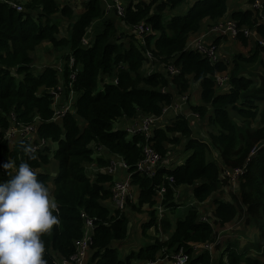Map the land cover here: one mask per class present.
Listing matches in <instances>:
<instances>
[{
    "label": "trees",
    "instance_id": "16d2710c",
    "mask_svg": "<svg viewBox=\"0 0 264 264\" xmlns=\"http://www.w3.org/2000/svg\"><path fill=\"white\" fill-rule=\"evenodd\" d=\"M3 1L0 2V183L16 174L21 162H28L46 187L53 183L52 195L58 203L61 223L42 237L48 264H54L55 256L68 258L74 253L75 242L83 236L82 216L92 220L93 226L90 256L85 264L152 261L178 250L188 255L189 264H212L214 254L217 260L213 264H264V74L257 76L259 84L254 86L252 77L256 76L245 73L255 61L264 70V47L255 44L248 57L237 54L230 69L223 62L209 63L186 45L204 19L216 24L229 17L238 27L256 31L263 39L264 24H258L248 9L228 12L229 0H195L180 15L173 11L185 0H120L124 5L122 18L114 12L105 15L101 0H82L75 7L60 6L55 0H10L20 4L22 12L9 6L8 0ZM254 1L245 3L248 6ZM63 20L71 21L68 39L59 37ZM140 23L149 26L153 35L143 38L131 32ZM123 26L127 31L119 35V27ZM84 37L89 40L87 46H83ZM225 39L218 37L212 44L218 46V41ZM236 41L247 44L242 37ZM42 43L55 49L67 48L63 61L67 63L69 57L74 60L71 69L65 65L61 77L65 95L73 92L75 117L67 112L52 121L50 91L57 87L60 78L50 66L38 74L33 72L32 56ZM147 53L152 60H148ZM148 62L163 64L164 69L173 65L178 73L170 75L162 67L161 72L144 73ZM71 72L74 79L69 88ZM225 72L230 89L218 91L214 76ZM192 83L198 84L200 103L190 104L188 109L199 121L205 120L210 129L203 140L193 137L185 116L167 119L162 114L180 96L189 97ZM232 113L241 122L232 119ZM139 116L163 117L153 126L147 143L142 136H131L115 128L120 120L131 121ZM76 117L84 122V127ZM12 124H33L35 143L41 139L48 141V146L36 151L38 159L28 160L23 153L20 142L29 144L26 140L11 142L6 138ZM145 144L162 157L170 148L181 147V153L190 154L183 164L174 168L161 166L149 178L135 168ZM253 148L257 150L245 164ZM213 151L227 168L245 165L238 184L239 195L229 192L231 201L220 197L226 185L220 180L221 168L209 158ZM111 157L125 163L131 174L136 204L128 208L141 213L146 206L148 214V219L139 225L148 242L135 252L128 251L124 257L121 249L129 236V219L117 211L111 214L107 208L113 179L104 169ZM8 161L14 167L4 170L2 165ZM53 161L57 163L56 175L49 168ZM87 166L94 168L87 170ZM168 177L173 179L171 186ZM162 184L166 186L162 205L170 213L179 206L173 199L174 189L180 186L190 188L196 204L210 200L212 207L209 217L205 215L207 220L201 221L196 204L191 202L164 242L147 235L150 229L155 233L170 229L166 218L158 221L156 188ZM235 219L244 220V229L256 231V235H245L246 244L241 242L243 235H238L219 240L212 253L193 250L197 244L215 243L219 232Z\"/></svg>",
    "mask_w": 264,
    "mask_h": 264
},
{
    "label": "built area",
    "instance_id": "2783aa9c",
    "mask_svg": "<svg viewBox=\"0 0 264 264\" xmlns=\"http://www.w3.org/2000/svg\"><path fill=\"white\" fill-rule=\"evenodd\" d=\"M113 4L107 6V10L114 9L118 17H123L124 15V7L121 4L120 0H112ZM0 2H4L3 0ZM9 6H11L13 9L16 10V12H22L23 8L20 4L11 2L10 0L6 1ZM264 8V0H255L253 3L249 4L247 9L250 11H257L259 16L262 17V12ZM259 24H264L262 23ZM131 32H133L138 37H145L148 35H153L152 30L149 26H146L144 23H140L136 26H133L131 28ZM252 32L255 34L256 31L250 30L247 27H238L236 23L228 18L222 19L220 22H217L214 26H212L206 34H202L198 37L193 38L189 44H187V49L194 50L198 54H200L203 58L207 59L209 63L215 64L219 62H223L227 67L229 65V60L222 56L221 51L219 50V45L215 46L212 43L208 42L207 36L210 37H225L228 40L234 42L237 40L238 37H242L244 39H249L252 36ZM255 44L258 46L264 47V39L261 38L258 34L255 38ZM83 46H87L88 40L83 39L82 40ZM148 60H152L149 53L146 54ZM74 60L72 57L68 58L67 63L64 61L59 63L58 65H55L52 69L57 73V76H61L65 65L68 66L69 69L73 67ZM167 73L170 75H176L178 73V70L173 66H165L164 69ZM74 79V73L71 72L69 75L70 82L68 83V87H71V81ZM214 83L215 87L218 91L227 92L230 87L228 85V74L220 73L216 74L214 76ZM65 85L62 83H58L57 87L55 89H52L50 91L51 96V108L53 110V118L52 121H56L60 119L63 115H65L67 112H72V105L71 101L73 99V92L68 91V94L65 95ZM181 101L178 103L172 104L177 108L178 110H181V105L184 104L187 100L186 96H180ZM171 105V106H172ZM164 112V110H163ZM162 112V114H163ZM194 118L198 120V116L191 114ZM186 119H189V116L186 117ZM162 117H151V116H140L136 119L131 120L132 123L131 127H128V129H125V131L128 135L131 136H142L144 138L145 143L148 142L151 134L152 129L155 124H158L161 121ZM130 123V124H131ZM35 126L32 125H18V124H12L10 128L6 132V138L8 140H12L11 142H14V140H26L29 144H31L33 147L36 148V151L42 147L48 146V141L41 139L37 140L38 143H35V135H34ZM257 148H253L250 152L249 157L247 158L246 163L249 162L251 156H253L256 152ZM170 153L168 152L165 157H162L159 153H157L154 149H152L148 144H145L142 147V157L141 159L136 163L135 168L136 172L145 175L149 178H153L156 174V171L161 166L168 167L171 164V159L169 158ZM215 156H217L216 153H214ZM114 159H110V162L108 166L104 169V172L110 176H112L113 182L110 187L111 192V198L109 201V207L107 208L111 211V214L114 212L118 213H125V211L128 209V205L136 204V198H135V190L133 186L130 184V176L131 174L127 172L128 167L125 163L120 161L119 159L113 157ZM217 159V158H216ZM218 160V159H217ZM219 165L220 164L219 162ZM245 172V165L238 167V168H227L222 167L221 168V174H220V180L226 181L228 184L233 186H238L239 179L243 176ZM121 174V175H119ZM168 180V185L171 186L173 183V179L171 177L166 178ZM225 188H227L225 186ZM239 189V187H238ZM166 193V186L161 185L158 188H156V198L158 207L156 206L157 212H158V221L162 219V211L161 209L165 208L162 205V202L164 201ZM160 209V210H159ZM83 224V236L81 239L75 242V251L72 255H70L68 258H61V257H55L54 264H85L88 257L90 256V236L91 231L93 229L92 226V220L85 218ZM201 221H206L207 218L204 216L200 218ZM154 230V229H153ZM158 231H160V226L157 228ZM155 232V231H154ZM158 235L161 239V242L166 241L164 235H161L160 232L155 233ZM219 243V240H217L215 243H206V244H197L193 246L194 251H209V253H212V250H214V247ZM169 264H189V257L186 253H184L182 250H178L175 253H171L165 257V259ZM133 264H157L156 260H147V261H135Z\"/></svg>",
    "mask_w": 264,
    "mask_h": 264
},
{
    "label": "clouds",
    "instance_id": "9594fccd",
    "mask_svg": "<svg viewBox=\"0 0 264 264\" xmlns=\"http://www.w3.org/2000/svg\"><path fill=\"white\" fill-rule=\"evenodd\" d=\"M20 148L28 160L38 159L31 144L21 141ZM60 223L55 197L30 164L21 162L16 174L0 183V264H48L42 237Z\"/></svg>",
    "mask_w": 264,
    "mask_h": 264
},
{
    "label": "rangeland",
    "instance_id": "374dc122",
    "mask_svg": "<svg viewBox=\"0 0 264 264\" xmlns=\"http://www.w3.org/2000/svg\"><path fill=\"white\" fill-rule=\"evenodd\" d=\"M195 0H185L184 3H182L179 7H178V12L183 14L187 11V9L193 4ZM111 2V1H110ZM243 1L242 0H230L228 2V12H233V11H237V10H245L247 9V3H242ZM176 11V10H175ZM253 14H254V17L258 19L257 23H262L263 21V18L259 16L258 12L257 11H251ZM173 14H174V11H173ZM262 14H264V11L262 12ZM57 16V15H56ZM67 20H63L61 22V25L60 27L62 28L64 26V23L66 22ZM204 25L201 26L202 29H204ZM209 27V26H208ZM207 27V28H208ZM127 30L124 28V27H119V35L121 34V32L125 33ZM64 34L61 33V36H63ZM91 35L93 36L94 33L92 32ZM247 40V39H245ZM208 42H211L210 40H208ZM232 42V41H231ZM253 43H255L253 41ZM251 41H250V47L248 44H246V46L242 45L240 42H238V44H235V43H231V46L226 49L224 46H222L221 44L219 45V50L221 51L222 53V56L226 57L228 60H229V67L231 69L232 67V61L234 59V57L239 54L243 57H248L251 55V44H253ZM249 47V49H248ZM65 51H67V48H58L56 49V52L54 51V47L49 44V43H42L39 47H37V49L35 50L34 53H37V55H35L34 57V61L32 63V69H33V72H35V74H38L42 71V69L46 66H55L54 64L56 62H58V56L57 54H61V53H64ZM33 53V54H34ZM66 53V52H65ZM153 63V62H152ZM150 62L146 63L145 65V68H143V72L144 73H151L152 71H159L161 72V67L162 69L163 68V64L160 65H157V63H154L152 64ZM245 73L246 74H254L256 77H252L254 82L256 84H254V86H257L259 84V79L257 76H262L264 74V70L262 68V65H259V62L258 61H255L253 64L249 65L247 67V69L245 70ZM196 88H198V86L196 85V83H192L191 84V89H190V93L188 94L189 97L186 96L187 100L184 104L181 105V113L178 114V115H184L186 117L189 116V121H190V124L191 125V130L193 132V137L195 138H200V139H204L206 137V133L209 132L207 128V126L204 124L205 120L202 121L199 119L197 120L196 118H194L190 112H189V109L188 107L190 106V104H195V105H198L200 102H199V97H198V91H194ZM217 91V90H216ZM218 92V91H217ZM181 101V98H178L176 99V103L180 102ZM71 105H73V99L71 101ZM71 113V112H70ZM72 114L73 116L75 117V112L73 113V108H72ZM140 117V116H139ZM230 117L232 119H234L235 121H239L241 122V119L238 118L236 116L235 113H232V115H230ZM165 118V116H164ZM77 122L79 123V125H81L82 127H84V122L79 118L77 117L76 118ZM256 120H259V117L256 119ZM131 122L130 121H125L124 120H120L117 124H115V128H119V129H128V127H131L132 123L130 124ZM254 127L257 125V122H254L252 124ZM253 128V127H252ZM130 135V134H129ZM181 150V147L178 148V149H175V148H170V155H169V158L172 160L171 161V164L169 165V167H172L174 168L176 165H181L184 163L186 157L190 154L188 152H184V153H181L180 152ZM214 151H213V154L212 156H210L209 158L210 159H214L217 164L219 165V161L220 160H217L218 157L214 155ZM217 158V159H216ZM111 160L114 159L113 157L110 158ZM220 168L222 167H226L224 165H219ZM94 167L93 166H87L86 169L87 170H90V169H93ZM240 181V179H239ZM225 182V185L227 188L225 189H222V192H221V195L220 197H223L226 201H231V196H230V193L229 192H233L234 194H237L239 195V190H238V186H233V185H230L228 184L226 181ZM188 191L190 192V189L187 187V186H180V188L178 189V195H180L181 197H183V194ZM217 194L213 195V197H216ZM189 200L186 199V197H183V200L181 202L184 203L183 206L179 209V210H176V216L179 217V216H183V214L185 213V210L188 208V204L190 202H193V198L191 195H189ZM188 201V202H187ZM209 204L211 203V201L209 200L208 202ZM109 207V204L107 205ZM205 207V206H204ZM175 211V210H174ZM210 211L209 208H206V211L205 212H201L200 211V215H207L209 216L211 212H208ZM209 213V214H208ZM147 214V213H146ZM147 219H148V214H147ZM147 219H144L143 221H139L137 222V224H135L137 226V229H140L139 228V225L141 222H144L146 221ZM244 220H240V219H235L233 220L230 224H228L226 227L223 228V230H221L219 232V236L218 238L216 239L217 240H223L227 237H235V236H238V235H243L242 237V240L241 242H243V244L247 243L246 241V237L245 235H250V234H255L256 235V231L254 230H246L243 228V222ZM150 236L151 237H154L156 239H158L159 241H161L160 237L158 235L155 234L154 230L151 229V232H150ZM143 237V236H142ZM248 237V236H247ZM145 238V237H144ZM128 239H130L128 237ZM132 240V239H130ZM215 241V242H216ZM167 255L165 254L162 257H157L155 260L157 261V264H161L162 261L165 259ZM215 263V262H213Z\"/></svg>",
    "mask_w": 264,
    "mask_h": 264
},
{
    "label": "crops",
    "instance_id": "0c3cea01",
    "mask_svg": "<svg viewBox=\"0 0 264 264\" xmlns=\"http://www.w3.org/2000/svg\"><path fill=\"white\" fill-rule=\"evenodd\" d=\"M56 1V3L57 4H59L60 6H64V5H70V6H72V7H75L76 6V4L77 3H81L82 2V0H55ZM111 1V2H110ZM146 2H149V0H145ZM230 1V0H229ZM228 1V2H229ZM243 2L242 3H245V1L246 0H242ZM101 2H102V5H103V9H104V11H105V15H111L112 14V12H114V14L117 16V14H116V12H115V10L114 9H109V10H107V6L108 5H112L113 4V1L112 0H101ZM121 2V1H120ZM228 2H227V7H228ZM121 4H122V2H121ZM123 5V4H122ZM123 7H124V5H123ZM228 9V8H227ZM76 10V9H75ZM177 10H178V8H177ZM174 11V14L175 15H177V14H181V13H179L178 11ZM237 11H241V10H237ZM118 17V16H117ZM118 18H122V17H118ZM224 18H227V17H224ZM262 18H263V22H264V14H262ZM222 20V19H221ZM220 20V21H221ZM70 22L71 21H66L65 23H64V26L61 28H59V37L60 38H65V39H68L69 38V34H70V28H69V25H70ZM218 22H219V20H218ZM217 23V22H216ZM213 25V24H215V23H211V21H209L208 19H204L202 22H201V24H200V28H199V30L195 33V34H192V36L190 37V39L188 40V42H187V44H189V42L193 39V38H195V37H198V36H200V35H202V34H206L207 33V30L209 29V25ZM205 26L204 27V29H202L201 28V26ZM211 25V26H212ZM210 26V27H211ZM124 27V26H123ZM208 27V28H207ZM125 28V27H124ZM126 29V28H125ZM61 33H63L64 35L63 36H61ZM257 37V34H255L254 32H252V36H251V38H249V39H247L246 40V42H247V44L249 45V47H250V41L253 43V41H255V38ZM85 39H87V37H84ZM83 38V39H84ZM207 39L208 40H210L211 42H214V41H216V38L215 37H210V36H207ZM88 40V39H87ZM89 41V40H88ZM231 43H235V44H238V41H234V42H231L230 40H223V41H218V43L217 44H221L222 46H224L226 49H228L230 46H231ZM186 44V45H187ZM254 45H255V43H253V44H251V48L253 47L254 48ZM249 47H248V49H249ZM252 48V49H253ZM58 49V48H57ZM54 51L56 52V49L54 48ZM38 54V52L37 53H34L33 54V56H32V58L34 59V57H35V55H37ZM59 55V56H58ZM64 55H66L65 54V52L64 53H61V54H57V56H58V62H56L54 65H58L59 63H61V62H63V56ZM54 66H52L51 68H53ZM59 78H60V82L59 83H61V86H62V83H63V80H62V77L61 76H59ZM196 85L198 86V84L196 83ZM194 91H198V88H196ZM181 110H182V108H181ZM181 110H178L177 108H175V106H169V107H167V108H165L164 109V112H163V117L165 116V118H175L176 116H179L178 114H180L181 113ZM190 112V111H189ZM190 114H192L191 112H190ZM184 116V115H183ZM162 117V118H163ZM77 118V117H76ZM192 125V124H191ZM170 153V152H169ZM49 168L52 170V174H55L56 175V171H57V163L55 162V161H53L52 163H50V165H49ZM49 169V170H50ZM119 175H121V174H119ZM48 189H49V191H50V193L52 194V191H53V183L52 182H50L49 183V185H48V187H47ZM180 187H178L177 189H174V191H175V195H174V199H173V202H176V203H178L179 204V206L175 209V211H173L172 213H170V211L168 210V209H166L165 208V210L164 209H161L162 211H164L161 215H162V218L164 219V218H166L167 220H168V223L170 224V229L166 232V233H162V232H160L161 233V235H164L165 236V238L167 239L171 234H172V232H173V229L175 228V222H176V220L177 219H179V218H181V217H183L184 215H185V213L183 214V216H179V217H177L176 216V210H179L182 206H183V204L184 203H182L181 204V202H182V200H183V197H186V199L187 200H189L188 198H189V195H191V191L190 192H188V191H186L184 194H183V197H181L180 195H178V189H179ZM189 188V187H188ZM190 189V188H189ZM157 199V198H156ZM188 202V201H187ZM209 202V201H208ZM202 203V204H196L194 201L192 202V203H194V204H196L195 205V207L197 208V210L199 211V215H200V211L201 212H205L206 211V208H212L211 206H210V204L209 203ZM191 203V202H190ZM188 204L189 205V207H191L190 205L191 204ZM134 204H135V202H134ZM156 206L158 207V204H156ZM193 206V205H192ZM205 206V207H204ZM188 209V208H187ZM186 209V210H187ZM147 210V207L146 206H143L142 207V209H141V213H137V211L136 210H131L130 208H128L126 211H125V215H126V217H128V219H129V238L130 239H132V240H130V239H126V241L123 243V246H122V249H121V251H122V254H123V257H124V255L128 252V251H137L138 249H139V247H141L142 245H144V243H147L148 242V240L146 239V238H144V237H142V235H141V230L140 229H137V226L135 225V224H137V222H139V221H143L144 219H147V214H146V211ZM160 210V209H159ZM186 210H185V212H186ZM159 212V211H158ZM158 212H157V215H158ZM208 212H210V211H208ZM209 214V213H208ZM201 217H206L205 216V214H203V215H200ZM209 217V216H208ZM142 223V222H141ZM150 232H151V229L147 232V235L148 236H150L151 234H150ZM212 252H213V250H212ZM214 254V253H213ZM55 256V255H54ZM55 257H57V256H55ZM217 260V258H216V255L214 254L213 255V259H212V264H213V262H215ZM135 262V261H134ZM133 264V263H132ZM161 264H169L166 260H163L162 261V263Z\"/></svg>",
    "mask_w": 264,
    "mask_h": 264
}]
</instances>
